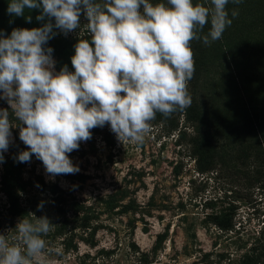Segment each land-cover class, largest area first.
Here are the masks:
<instances>
[{
    "label": "rangeland",
    "instance_id": "1",
    "mask_svg": "<svg viewBox=\"0 0 264 264\" xmlns=\"http://www.w3.org/2000/svg\"><path fill=\"white\" fill-rule=\"evenodd\" d=\"M7 5L8 0H0L5 37L13 29L54 23L49 17L37 21L39 9L12 16ZM87 22L81 6L80 28L67 34L53 28L56 34L45 47L53 49L55 72L64 66L74 71V45L90 40ZM197 37L189 42L193 58L207 50L211 57L205 61L210 62L211 40L206 45L201 30ZM231 86L218 68L208 66L188 82L191 103L203 120L190 119L194 113L187 107L168 116L157 112L140 145L120 143L105 123L91 129V138L68 154L79 171L54 177L35 155L28 162L16 160L27 150L18 136L25 125L12 115L6 100H0V109L9 112L13 125L0 163V235L17 243L11 239L16 224L21 218L34 222V214L55 225L43 237L51 264L234 263L264 227V179L258 176L264 167L259 157L264 144L257 135L236 137V130L207 137L199 145L192 140L196 129L205 132L212 125L214 109L227 103ZM256 103L255 117L260 120L264 108ZM229 107L224 109L227 114ZM245 125L239 120L237 131Z\"/></svg>",
    "mask_w": 264,
    "mask_h": 264
},
{
    "label": "clouds",
    "instance_id": "2",
    "mask_svg": "<svg viewBox=\"0 0 264 264\" xmlns=\"http://www.w3.org/2000/svg\"><path fill=\"white\" fill-rule=\"evenodd\" d=\"M210 3L211 8L193 0H8L12 16L39 9L37 21L54 18L38 28L13 29L7 37L0 30V100L25 125L18 136L27 150L16 160L35 155L53 177L74 174L79 167L68 154L91 138V129L107 123L120 143L140 145L157 112L168 116L190 106L188 82L195 69L189 42L206 23V45L232 23L229 0ZM81 6L90 40L74 45V71L64 66L55 72L53 49L45 45L56 34L53 28L67 34L81 27ZM236 15L233 10L231 17ZM12 126L9 112L0 109V163ZM31 216L34 222L21 218L16 224L11 239L17 243L0 235V264H51L43 237L55 225L46 216Z\"/></svg>",
    "mask_w": 264,
    "mask_h": 264
},
{
    "label": "trees",
    "instance_id": "3",
    "mask_svg": "<svg viewBox=\"0 0 264 264\" xmlns=\"http://www.w3.org/2000/svg\"><path fill=\"white\" fill-rule=\"evenodd\" d=\"M193 3L212 7L210 0H193ZM225 7L232 23L225 28L220 39L211 41V51L208 50L213 56L210 62L205 61L211 57L207 55V50H202L200 57L193 58L195 71L191 80L199 78L208 66H214L219 69V74L225 80L232 82V93L226 104L214 109L216 112L211 119L212 125H209L205 132H199L195 128L192 140L199 145L205 142L207 137L231 135V132L236 130L234 136L239 137V134L243 133L257 135L264 144V117L256 119L254 105L257 102L256 104L264 108V0H240V3L229 0ZM233 10L237 13L235 17H231ZM198 30L206 36L210 24L206 23ZM227 105L231 106V113L228 114L224 112ZM186 111L194 113L189 118L195 122L203 120V113H195V104L191 103ZM239 120L246 125L237 131ZM226 129L228 132L224 131ZM259 157L264 161L263 150L259 152ZM258 176L264 179V167L258 171ZM230 264H264V227L254 237L245 253Z\"/></svg>",
    "mask_w": 264,
    "mask_h": 264
}]
</instances>
